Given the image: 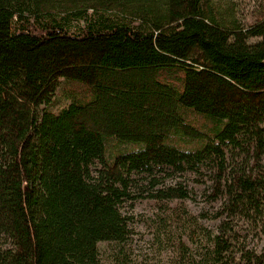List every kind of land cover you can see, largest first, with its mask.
<instances>
[{
  "label": "trees",
  "instance_id": "obj_1",
  "mask_svg": "<svg viewBox=\"0 0 264 264\" xmlns=\"http://www.w3.org/2000/svg\"><path fill=\"white\" fill-rule=\"evenodd\" d=\"M133 189L170 264H264V0H0V264H128Z\"/></svg>",
  "mask_w": 264,
  "mask_h": 264
},
{
  "label": "rangeland",
  "instance_id": "obj_2",
  "mask_svg": "<svg viewBox=\"0 0 264 264\" xmlns=\"http://www.w3.org/2000/svg\"><path fill=\"white\" fill-rule=\"evenodd\" d=\"M243 10L250 12L256 0H237ZM113 16L112 13H108ZM63 104L54 108L57 110ZM161 173L160 177L165 179L167 185H175L182 182L190 191V198L186 201V206L191 213L198 216V220L205 226L216 229L221 219H214V213L220 209L223 199L216 201L210 200L209 195L212 192V181L210 172L203 168L201 172H186L182 175H166ZM148 181L144 180L140 184L148 186ZM134 197L128 199L122 207L123 214L129 219L131 235L124 245L128 264H170L169 250L162 251L163 242L156 239L150 228L151 219L156 214V205L146 197H141L138 189H133ZM146 196V194L144 195ZM201 214L207 217H201ZM235 229L239 233L240 244H245L249 249L261 251L264 248V229L255 228L252 223L235 219ZM114 244L100 243L102 251L107 254L113 252L111 247ZM196 248V244H194ZM105 255V256H106ZM108 263V262H107Z\"/></svg>",
  "mask_w": 264,
  "mask_h": 264
}]
</instances>
